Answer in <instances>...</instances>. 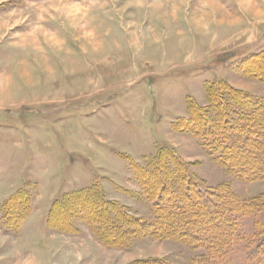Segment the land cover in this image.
I'll list each match as a JSON object with an SVG mask.
<instances>
[{"label":"rangeland","instance_id":"374dc122","mask_svg":"<svg viewBox=\"0 0 264 264\" xmlns=\"http://www.w3.org/2000/svg\"><path fill=\"white\" fill-rule=\"evenodd\" d=\"M243 3L0 0V264H202L203 249L181 241L146 234L112 246L95 221L69 214L66 231L48 216L55 201L74 212L66 197L96 189L151 221L135 167L164 147L206 189L264 193L263 181L221 166L203 135L176 129L193 105L209 106L217 82L264 97L240 70L264 52V0ZM236 217L239 237L203 264H263L264 209Z\"/></svg>","mask_w":264,"mask_h":264},{"label":"trees","instance_id":"16d2710c","mask_svg":"<svg viewBox=\"0 0 264 264\" xmlns=\"http://www.w3.org/2000/svg\"><path fill=\"white\" fill-rule=\"evenodd\" d=\"M240 70L264 85V52L246 59ZM209 97L208 107L193 105L190 117L178 119L176 129L203 135V145L236 178L264 182V97L222 82L212 85ZM135 169L143 194L152 204L151 221L129 216L119 204L97 196L96 189H92L66 197L74 212L55 201L48 216L50 222L69 231V214L81 215L95 221L101 240L112 246L122 245L127 236L146 234L181 241L203 249L199 256L203 264L223 254L235 236L239 237L236 216H251L264 209V193L239 199L225 184L215 190L206 189L172 148H161L153 164ZM110 209L116 218L111 217ZM259 240L257 253L264 264V233Z\"/></svg>","mask_w":264,"mask_h":264},{"label":"bare ground","instance_id":"6f19581e","mask_svg":"<svg viewBox=\"0 0 264 264\" xmlns=\"http://www.w3.org/2000/svg\"><path fill=\"white\" fill-rule=\"evenodd\" d=\"M243 2H245L246 4H248V3H247V0H243ZM245 3H243V4H245Z\"/></svg>","mask_w":264,"mask_h":264}]
</instances>
